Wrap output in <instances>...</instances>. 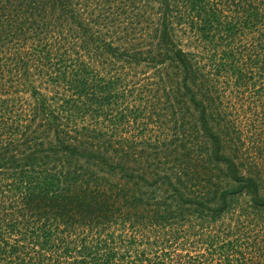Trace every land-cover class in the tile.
<instances>
[{
    "label": "trees",
    "instance_id": "1",
    "mask_svg": "<svg viewBox=\"0 0 264 264\" xmlns=\"http://www.w3.org/2000/svg\"><path fill=\"white\" fill-rule=\"evenodd\" d=\"M0 264H264V0H0Z\"/></svg>",
    "mask_w": 264,
    "mask_h": 264
}]
</instances>
